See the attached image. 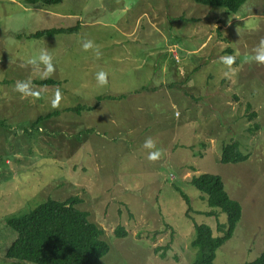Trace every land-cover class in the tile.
I'll use <instances>...</instances> for the list:
<instances>
[{"label":"rangeland","instance_id":"374dc122","mask_svg":"<svg viewBox=\"0 0 264 264\" xmlns=\"http://www.w3.org/2000/svg\"><path fill=\"white\" fill-rule=\"evenodd\" d=\"M29 1L0 0V264H28L5 258L16 237L8 217L70 198L105 232V264H192L194 226L207 225L220 237L217 226L227 221L225 214L204 215L213 210L190 184L202 174L220 177L242 207L214 264L258 259L264 250V64L252 57L264 38V0H247L237 14L193 0H64L52 7ZM48 29L74 30L29 38ZM85 40L98 46V57L82 49ZM41 49L54 65L43 78V65L29 63ZM228 55L237 65L220 62ZM100 70L107 73L103 86L95 80ZM46 78L67 83L55 91L35 85L41 107L28 110L15 83ZM53 112L61 114L33 126L37 116ZM237 134L248 161L221 164L223 142L238 140ZM148 138L152 151L161 152L155 161L143 148ZM180 191L190 200L188 215ZM118 226L126 238L114 236Z\"/></svg>","mask_w":264,"mask_h":264},{"label":"trees","instance_id":"16d2710c","mask_svg":"<svg viewBox=\"0 0 264 264\" xmlns=\"http://www.w3.org/2000/svg\"><path fill=\"white\" fill-rule=\"evenodd\" d=\"M63 1L30 0L29 3L52 7L60 5ZM193 2L237 14L247 0H193ZM73 30L48 29L38 31L29 38L54 37L70 34ZM233 65H237V61H234ZM31 82L32 85L42 87L43 90L59 89L62 84L50 78L34 83L31 80ZM101 100L103 99L99 98V102ZM79 110L81 109H77V112ZM86 110L92 111L94 108ZM250 110L251 107L248 106L247 111L250 112ZM66 111H75V109ZM60 114V112H53L46 116L41 115L33 126ZM255 117V114L250 116V118ZM232 123L241 128L238 119L232 120ZM253 129L258 131L261 128L256 126ZM237 135L238 138L239 134ZM240 145L239 138L234 140L228 137V142H223L221 146L220 163L238 165L247 162L249 156L242 152ZM190 184L203 195L202 199L213 210L205 213V216L218 218L220 214H225L227 217L224 225L217 226L218 232L223 235L220 237H215L213 230L207 225L194 226L196 236L191 247L197 251V260L192 264H214L217 251L233 237L242 218V207L230 198L222 179L218 176L202 174L192 178ZM180 194L184 196L189 206L188 215L191 211L190 200L183 192L180 191ZM78 203L79 200L76 198H70L64 202L47 200L26 214L8 217L5 223L16 237L6 250V260L28 264H105L103 259L110 251L105 240V232L89 220L88 213L77 209ZM114 236L117 239H124L128 236V232L122 226H118ZM246 264H264V250L258 259Z\"/></svg>","mask_w":264,"mask_h":264},{"label":"clouds","instance_id":"9594fccd","mask_svg":"<svg viewBox=\"0 0 264 264\" xmlns=\"http://www.w3.org/2000/svg\"><path fill=\"white\" fill-rule=\"evenodd\" d=\"M84 51L89 49L93 50V53L98 57L100 55L98 46L93 43L91 40H85L82 45ZM254 55L252 59L258 64H264V38H261L257 47L253 49ZM220 62L226 66H231L234 62V57L231 55L220 57ZM30 64L33 65H43L42 78L49 76L54 71V65L52 63V57L49 55L48 51L41 49L38 55V58L30 60ZM96 83L100 86H103L107 83V73L103 70L97 71L95 73ZM14 90L21 95V98L28 96H38L39 93L35 91L34 86L32 85L31 79L24 81H17L14 86ZM60 95L57 92L53 99L51 100V106L56 107L59 103ZM143 148L149 149L147 154V159L149 161H155L161 155L159 150L152 151L154 148V142L151 138H148L143 143Z\"/></svg>","mask_w":264,"mask_h":264},{"label":"crops","instance_id":"0c3cea01","mask_svg":"<svg viewBox=\"0 0 264 264\" xmlns=\"http://www.w3.org/2000/svg\"><path fill=\"white\" fill-rule=\"evenodd\" d=\"M29 80V79H28ZM54 80H56V81H60L62 84L64 83H67V81H64V80H57L56 78H54ZM32 81H35V80H32ZM34 86V88H35V85H33ZM36 88H38V87H36ZM60 89V88H59ZM46 91H49L48 89L46 90ZM53 91H55V90H53ZM35 97L36 98H39V95L38 96H31V100H29V96L28 97H24V98H22V101L23 102H27V109L28 110H31V111H35V112H38L39 111V109H40V107H41V103H40V105L38 104V102H36V99H35ZM67 110V109H66ZM65 111V110H64ZM69 112H72V111H69ZM72 113H74V112H72ZM49 114H51V113H49ZM46 115H48V114H46ZM41 116V115H40ZM44 116V115H43ZM39 118V116H37L36 117V119L35 120H37Z\"/></svg>","mask_w":264,"mask_h":264}]
</instances>
